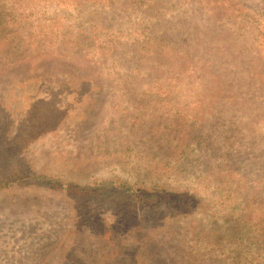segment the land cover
<instances>
[{
    "label": "rangeland",
    "instance_id": "374dc122",
    "mask_svg": "<svg viewBox=\"0 0 264 264\" xmlns=\"http://www.w3.org/2000/svg\"><path fill=\"white\" fill-rule=\"evenodd\" d=\"M38 76L93 90L0 188V264H264V0H0L9 134Z\"/></svg>",
    "mask_w": 264,
    "mask_h": 264
},
{
    "label": "trees",
    "instance_id": "16d2710c",
    "mask_svg": "<svg viewBox=\"0 0 264 264\" xmlns=\"http://www.w3.org/2000/svg\"><path fill=\"white\" fill-rule=\"evenodd\" d=\"M90 81L85 80L79 86L71 87L66 82L48 81V78L43 76L36 78L35 84L32 86L33 89L27 91L23 97L21 105L23 104L24 109H22L24 111L14 133L9 134L10 124L12 123L11 117L0 122V168L6 173L0 174V188L23 185L31 181L43 182L42 180L45 178L44 175H41L43 173L35 172L32 167H29L30 164L26 158L25 150L40 139V135L46 132L49 127L59 126L70 114L80 109L79 113L83 115L84 107L89 100V92L93 90V83ZM16 162L17 166L11 169ZM19 166L22 167L19 168L21 172L11 174L13 170L17 171ZM24 173H27V175ZM103 184L108 186L112 182L111 180H105L101 182V187ZM94 186L92 184L76 185L73 186L72 190L81 193L80 195L95 194L99 197L122 198L131 196V188L120 189V191H116L114 188L99 191ZM177 194L167 188H158L155 191H143L141 189L134 193V197L137 198L138 202L143 204L149 202L153 206H164L168 203L183 205L177 198ZM182 196L184 197V203L193 202L186 195ZM195 202L197 205V198H195ZM40 251L41 249L38 250V252ZM35 258H38L39 261L40 256ZM41 262H37V264H42Z\"/></svg>",
    "mask_w": 264,
    "mask_h": 264
}]
</instances>
